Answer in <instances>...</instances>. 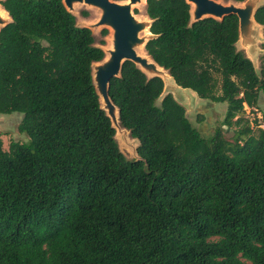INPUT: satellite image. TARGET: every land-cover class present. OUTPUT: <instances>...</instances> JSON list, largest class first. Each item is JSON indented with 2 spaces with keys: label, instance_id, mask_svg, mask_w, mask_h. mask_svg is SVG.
<instances>
[{
  "label": "trees",
  "instance_id": "16d2710c",
  "mask_svg": "<svg viewBox=\"0 0 264 264\" xmlns=\"http://www.w3.org/2000/svg\"><path fill=\"white\" fill-rule=\"evenodd\" d=\"M0 7V115L20 114L27 139L6 151L0 140V264H264V112L243 118L264 92V2L256 73L235 16L191 23L184 0L145 1L146 55L225 112L204 137L170 94L157 103L160 78L124 61L107 96L135 160L100 108L91 66L104 52L91 31L61 0Z\"/></svg>",
  "mask_w": 264,
  "mask_h": 264
},
{
  "label": "water",
  "instance_id": "95a60500",
  "mask_svg": "<svg viewBox=\"0 0 264 264\" xmlns=\"http://www.w3.org/2000/svg\"><path fill=\"white\" fill-rule=\"evenodd\" d=\"M1 1V0H0ZM67 12L72 14L75 3H82L99 10V17L94 27L110 30V50H103L106 58L91 66V79L97 94L100 108L105 112L113 130L118 134H127L125 129L118 125L117 110L107 96L108 82L111 78L119 76L120 66L124 61L135 65L145 76L158 77L163 86L173 85L172 79L162 68L154 62L147 60L137 54L136 50L143 49L145 42L151 37L148 32L150 21H138L133 15L131 8L146 0H128L127 3H114L109 0H61ZM189 6L190 22H197L204 18L222 20V18L233 15L237 19V43L241 49H252L254 46L255 26L253 13L258 7V0H245L241 3H222L216 0H184ZM237 4H243L238 7ZM9 22V18H0V28ZM260 29L261 27L258 26ZM88 29V28H87ZM145 31V37L139 38L138 34ZM262 34V33H261ZM144 51V49H143ZM247 51V50H246ZM146 54V53H145ZM175 85V84H174ZM163 90V89H162ZM115 135V134H114Z\"/></svg>",
  "mask_w": 264,
  "mask_h": 264
},
{
  "label": "rangeland",
  "instance_id": "374dc122",
  "mask_svg": "<svg viewBox=\"0 0 264 264\" xmlns=\"http://www.w3.org/2000/svg\"><path fill=\"white\" fill-rule=\"evenodd\" d=\"M110 2L114 3H123L126 0H109ZM263 0H258L257 5H262ZM224 3V2H222ZM238 7H242L243 4H237ZM135 10V13L133 12ZM131 11L135 18L138 21H144L147 18L144 15V2L134 5L131 8ZM81 12H86V15H82ZM72 15L75 18V23L79 27H86L88 28L95 41V45L100 46L102 49L106 48L108 45V36L110 34L109 30L107 31V35L102 38L99 34L101 27H94L93 25L97 21L99 17V10L87 6L82 3H75L72 7ZM255 34H254V46L252 49H241L239 43L236 44V48L241 50L244 55L249 59L251 62L254 70L256 73L259 71V57L262 53L260 49V44L263 41L261 29L258 26L254 27ZM139 38L145 37V31L140 32L138 34ZM103 40V45L99 44V41ZM137 53L140 51L136 50ZM166 94H170L173 99L180 104L185 113L186 119L189 123L197 129L201 135L204 137H208L212 134L213 129L217 127L224 117L225 112V104L224 103H212L207 100L199 99L195 96L193 92L187 89H181L176 85H171L169 87L163 86L162 93L157 100L159 102L160 98ZM260 112H264V92L260 93L258 105L256 109H247L243 118L252 125V120L255 117H259ZM197 117L201 118L199 122L197 121ZM21 115L17 113H11L9 115H0V140H1V148L2 150L6 151L8 143L10 141H18V142H26V136L24 134H20L17 132V124L20 120ZM224 130V138L226 140H230L232 135L231 128H225ZM114 139L118 146L119 151L127 160H135L137 159L135 155V148L137 146L136 141L131 139L127 134H118L115 130Z\"/></svg>",
  "mask_w": 264,
  "mask_h": 264
},
{
  "label": "bare ground",
  "instance_id": "6f19581e",
  "mask_svg": "<svg viewBox=\"0 0 264 264\" xmlns=\"http://www.w3.org/2000/svg\"><path fill=\"white\" fill-rule=\"evenodd\" d=\"M128 2V0H126L125 2H123V3H127ZM228 3V2H227ZM189 6H190V10H192V8H193V5L192 4H189ZM0 18H3V19H5V18H7V15H6V13L1 9V7H0ZM108 30V29H107ZM109 32H111L110 30H109ZM111 49V43H110V34H109V36H108V45H107V47L106 48H103L102 50H110ZM138 51H140V53H137L139 56H141V57H144V58H146L147 60H149V58L146 56V54H145V52L143 51V49H140V50H138ZM106 53H104V58H103V60L106 58Z\"/></svg>",
  "mask_w": 264,
  "mask_h": 264
}]
</instances>
